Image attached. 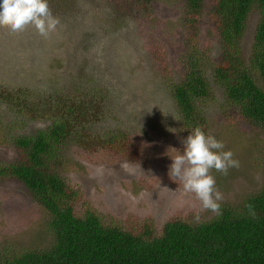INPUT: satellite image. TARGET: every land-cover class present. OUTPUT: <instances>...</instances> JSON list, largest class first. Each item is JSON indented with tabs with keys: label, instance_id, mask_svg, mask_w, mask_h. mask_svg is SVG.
I'll list each match as a JSON object with an SVG mask.
<instances>
[{
	"label": "rangeland",
	"instance_id": "374dc122",
	"mask_svg": "<svg viewBox=\"0 0 264 264\" xmlns=\"http://www.w3.org/2000/svg\"><path fill=\"white\" fill-rule=\"evenodd\" d=\"M51 1L50 10L60 24L47 38L32 27L18 33L0 28V76L15 70L16 76L9 80L21 84L25 75L35 74L30 64L33 69H41L36 73L41 90H47L45 79L82 93L93 85L101 95L109 96L108 101L103 100L102 114L88 117L90 123H95L90 135L76 130L80 138L71 140L61 151L59 169L80 189L78 213L92 210L104 223L124 230L152 224L154 234H159L163 224L173 217L195 220L199 214V220H210L215 214L202 211L200 202L184 191L181 182L168 176L170 157L177 155L171 149L182 154V141L189 135H180L168 93L170 85L181 80L179 63L189 47L187 39L195 36L194 30L192 33L183 26L192 20L190 14L183 21L184 1L151 0L147 13L133 0H66L58 5L53 4L57 0ZM212 3L205 0L194 29L199 48L206 49L207 56L215 61L219 44L211 32ZM257 19L256 13L251 14L246 25V57ZM35 56L38 59H34L33 66ZM42 60L44 67L38 68ZM212 88L211 98L216 101L203 111L206 134L222 141L224 151L234 154L239 167L230 168L227 175L215 170L211 174L223 194L221 206L237 205L263 185L264 131L242 120L237 110L224 101L221 91ZM95 102L89 99L85 106L91 109ZM7 115L5 120L10 119ZM47 125V121L40 120L19 129V134H31ZM116 128L128 130L153 147L147 164L109 163L99 156L101 143L95 145L97 139ZM15 158L13 147L0 143V162ZM46 218L19 182L1 181L0 255L46 247L50 241L43 225Z\"/></svg>",
	"mask_w": 264,
	"mask_h": 264
},
{
	"label": "trees",
	"instance_id": "16d2710c",
	"mask_svg": "<svg viewBox=\"0 0 264 264\" xmlns=\"http://www.w3.org/2000/svg\"><path fill=\"white\" fill-rule=\"evenodd\" d=\"M133 1L145 13L150 10L151 0ZM183 1V21L192 15L183 26L195 36L187 39L189 47L179 63L181 80L168 90L180 135L185 137L197 126L206 134L203 111L216 101L212 86L242 120L264 131V0H213L209 20L219 44L215 61L199 48L194 29L205 0ZM47 2L50 8L52 1ZM253 13L258 17L256 32L246 57L243 37ZM34 59L38 56L32 57L33 66ZM42 64L36 66L44 67L43 60ZM29 67L35 74L25 75L21 84L9 80L15 70L0 76V143L17 153L14 160L0 162V182L13 180L25 188L47 216L43 225L50 241L42 249L0 255V264H264V163L262 187L237 205L221 206L222 214L207 221L173 217L154 234L152 224L124 230L104 223L92 210L79 214L80 189L60 171L61 151L80 138L76 130L90 135L95 123L88 117L101 115L109 96L93 85L82 93L45 79L47 90H41V80H36L41 69ZM89 99L97 101L91 109L85 106ZM7 113L10 119L5 120ZM40 120L47 121L46 128L19 134V129ZM99 143L97 153L109 163L147 164L152 158L153 147L124 128L103 134L95 145ZM246 204L253 205L255 218L248 215Z\"/></svg>",
	"mask_w": 264,
	"mask_h": 264
},
{
	"label": "clouds",
	"instance_id": "9594fccd",
	"mask_svg": "<svg viewBox=\"0 0 264 264\" xmlns=\"http://www.w3.org/2000/svg\"><path fill=\"white\" fill-rule=\"evenodd\" d=\"M59 24L47 0H0V28L18 33L32 27L39 36L47 38ZM182 144V154L171 149L177 155L170 157L172 163L169 166V178L180 181L184 191L200 202L202 211L221 215L223 194L211 173L215 170L227 175L230 168L239 167V161L233 158L234 154L230 150L224 151L222 141L206 135L199 126L190 132ZM245 208L248 215L255 218L253 205L246 204ZM194 219L199 222V214Z\"/></svg>",
	"mask_w": 264,
	"mask_h": 264
}]
</instances>
